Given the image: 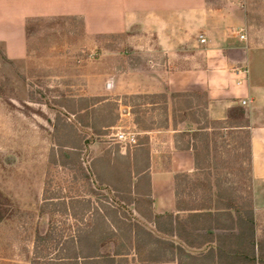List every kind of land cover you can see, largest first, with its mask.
I'll use <instances>...</instances> for the list:
<instances>
[{
	"label": "trees",
	"instance_id": "1",
	"mask_svg": "<svg viewBox=\"0 0 264 264\" xmlns=\"http://www.w3.org/2000/svg\"><path fill=\"white\" fill-rule=\"evenodd\" d=\"M64 18L78 20L83 28L81 19ZM33 19L26 20L25 27ZM54 105L62 112L56 113L52 125L49 164L77 171L89 186V196H101L104 202H93L89 196L70 197V202L61 194L46 196L39 209L41 215L57 212L81 222V227L66 236L60 231L56 237L50 224L44 235L37 234L30 264H127V259L116 256L131 251L139 264H264V236L255 238L251 194L238 195L217 174L213 181L210 175L213 168L218 169L214 157L221 148L232 156L228 163L224 161V167L233 162L243 168L245 163L244 172L250 176L249 123L242 108L229 109L223 121H211L207 115V94L201 90L124 95L115 99L61 97ZM119 106L130 109L139 133L167 129L169 125L175 128L178 124L194 127L173 135L174 148L192 152L194 172L205 173L207 198L213 202V209L193 206L180 209L181 191L186 186L191 190L193 185L188 182V175L176 174L175 207L190 213L185 216L152 213L147 135L136 137L131 149L126 147L122 151L116 144L101 156L89 158L86 168L82 167L81 156L92 142L87 130L91 137L106 135L119 120ZM91 185L107 195L90 190ZM141 198H145L143 210L139 206ZM130 207L153 225L152 231L127 216L124 208ZM110 244L114 248L112 254L102 253L101 249ZM51 249L54 257H41Z\"/></svg>",
	"mask_w": 264,
	"mask_h": 264
},
{
	"label": "rangeland",
	"instance_id": "2",
	"mask_svg": "<svg viewBox=\"0 0 264 264\" xmlns=\"http://www.w3.org/2000/svg\"><path fill=\"white\" fill-rule=\"evenodd\" d=\"M242 1V4L237 2V6L246 13L247 36L244 38L248 37L253 44L264 42V0ZM212 6L219 7L220 2L216 1ZM18 23L19 12L14 3L8 5L0 0V26L16 31ZM23 30L24 59L8 60L5 44L0 43V264H30V258L35 254V238L37 234L44 235L50 224L56 237L60 231L66 236L81 227V222L60 213L41 215L39 212L48 195L61 194L68 197L65 198L67 202L71 201L70 197L87 199L90 195L89 186L77 171L49 164L52 125L56 113L62 112L54 101L61 97H121L113 96L112 90L106 87L112 83L111 76L141 73L149 69V60L160 62L163 57L159 53L148 54V49L157 48V45L153 46L149 34L143 35L141 25L130 33L90 35L76 19L51 17L33 19L30 25H24ZM97 79H103V82L99 84ZM95 92L102 94L96 95ZM124 107L119 106V120L106 135L91 137L87 130L86 135L92 142L81 156L83 168L88 165L89 158L101 156L116 144L122 151L126 149L118 142L116 133L135 132L136 137H143L144 134L133 125L130 109ZM70 119L73 121L72 117ZM186 126L187 129L193 127ZM222 150L218 149L214 157L218 169L211 170V180L217 174L238 195L251 194V178L248 182L250 176L244 172L245 163L243 168L233 162L225 168L224 161L228 163L232 156ZM188 182L193 188L190 190L186 186L185 191H181V208L213 209V202L207 198L209 188L205 173L199 171L189 175ZM94 187L91 185L90 190L107 195ZM89 197L93 202H104L101 196ZM144 199H140L142 210L146 207ZM124 210L128 211L130 219L151 229L133 207ZM261 213V222L255 223L256 239L264 236V212ZM49 251L42 253L41 257H54L55 252ZM104 251H110V248Z\"/></svg>",
	"mask_w": 264,
	"mask_h": 264
},
{
	"label": "crops",
	"instance_id": "3",
	"mask_svg": "<svg viewBox=\"0 0 264 264\" xmlns=\"http://www.w3.org/2000/svg\"><path fill=\"white\" fill-rule=\"evenodd\" d=\"M3 1L8 5L13 2L19 12L16 31L0 26V43L5 44L8 60L26 57L23 29L28 19L76 17L82 20L84 31L90 35H119L139 29L141 25L143 35L149 34L153 46L157 45L148 49V54L159 53L163 57L160 62L149 60V69L141 73L111 76L112 83L106 87L112 90L113 96L201 90L207 94V115L211 121H223L229 109L242 108L250 132L254 223L261 222V212H264V42L253 44L248 37L239 39L240 35L247 36L246 13L237 6L242 0ZM216 1L220 2L219 7L212 6ZM199 37L204 39L203 43ZM235 68L246 69L247 74L238 79ZM97 82L100 84L103 79ZM187 128L184 124L175 128L169 125L167 129L144 134L149 140L150 199L154 215L190 213L176 209L174 195V176L195 173L192 152L176 151L173 143V135ZM149 225L148 230L152 231L153 225ZM106 248L110 251H104ZM113 249L110 244L101 252L112 254ZM116 257L127 259V264H139L133 251Z\"/></svg>",
	"mask_w": 264,
	"mask_h": 264
},
{
	"label": "built area",
	"instance_id": "4",
	"mask_svg": "<svg viewBox=\"0 0 264 264\" xmlns=\"http://www.w3.org/2000/svg\"><path fill=\"white\" fill-rule=\"evenodd\" d=\"M200 38V42H204V39L202 37ZM239 39L243 40L245 39L243 35L239 36ZM234 74L237 76V78L241 79V75H246L247 74V70L246 69H241V68H235L234 69ZM237 84H240V80L237 81ZM245 102H242V105H244ZM136 136L137 133L135 132H130V133H124V132H118L115 134V137L117 138L118 142L123 144L124 146H128L131 147L132 145L135 144L136 142Z\"/></svg>",
	"mask_w": 264,
	"mask_h": 264
}]
</instances>
